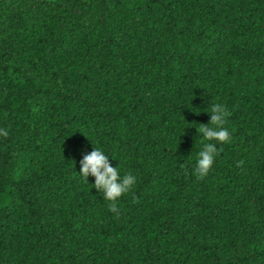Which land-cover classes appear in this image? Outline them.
<instances>
[{"label":"trees","instance_id":"trees-1","mask_svg":"<svg viewBox=\"0 0 264 264\" xmlns=\"http://www.w3.org/2000/svg\"><path fill=\"white\" fill-rule=\"evenodd\" d=\"M0 128V264H264V0H0Z\"/></svg>","mask_w":264,"mask_h":264},{"label":"clouds","instance_id":"clouds-1","mask_svg":"<svg viewBox=\"0 0 264 264\" xmlns=\"http://www.w3.org/2000/svg\"><path fill=\"white\" fill-rule=\"evenodd\" d=\"M210 121L203 123V127L197 128L206 141L228 142L231 133L225 123L229 112L223 104H214L211 108ZM8 130L0 128V136L6 137ZM217 152V143H204L203 148L198 153L195 174L201 179L206 177L212 169ZM80 163V175L88 180L89 176L95 178L94 188L103 194L105 200L110 201L109 210L119 216V208L116 201L124 194L132 191L137 183V177L133 174L120 175L118 166H113L110 162L109 154L102 148L94 147L90 153H85Z\"/></svg>","mask_w":264,"mask_h":264}]
</instances>
